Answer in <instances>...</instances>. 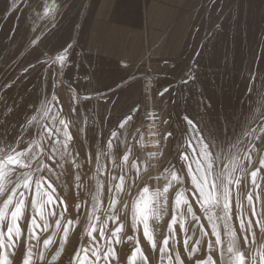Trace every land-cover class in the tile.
<instances>
[{
	"label": "snow or ice",
	"instance_id": "snow-or-ice-1",
	"mask_svg": "<svg viewBox=\"0 0 264 264\" xmlns=\"http://www.w3.org/2000/svg\"><path fill=\"white\" fill-rule=\"evenodd\" d=\"M22 6L41 20L53 14L49 0H12L6 12ZM32 32L27 47L36 51L48 35ZM75 47L66 40L24 69L46 68L50 90L22 111L19 104L0 108V264H50L57 252L58 264H264V114L236 135L228 116L202 125L187 114L173 121L145 113L161 128L156 151L144 155L137 143L143 129L130 131L137 105L91 120L93 105L107 109L111 98L93 86L92 73L67 78ZM256 59L264 62V48ZM195 80L188 68L181 83ZM15 83L0 84V92ZM257 83L264 90L260 63L249 68V99ZM101 155L113 157L110 167L106 159L101 169ZM164 216L170 219L158 230L152 222ZM70 233L72 247H61ZM126 242L132 246L122 256Z\"/></svg>",
	"mask_w": 264,
	"mask_h": 264
},
{
	"label": "rangeland",
	"instance_id": "rangeland-1",
	"mask_svg": "<svg viewBox=\"0 0 264 264\" xmlns=\"http://www.w3.org/2000/svg\"><path fill=\"white\" fill-rule=\"evenodd\" d=\"M11 2L0 0V84L10 80L16 83L10 90L0 92V108L19 104L18 111H22L38 93L50 90L46 68H29L27 73L24 69L30 63L36 65L37 56L43 59L44 53L55 55L53 46L67 40L76 45L67 78L77 72L92 73L93 86L111 98L107 109L93 105V121L108 109L115 118L137 105L140 114L131 132L143 129L145 113L155 111L162 119L171 115L173 121L184 114L202 118V125L228 116L230 131L242 135L246 123L264 114V90L259 83L251 99L245 94L249 68L256 63L264 66L256 59L264 48V0H64L59 14V0H49L53 14L47 20L36 18L23 6L6 12ZM33 28L48 35L36 51L27 47ZM188 68L193 69L196 80L185 85L181 79ZM122 77L131 87L121 83ZM165 87L170 91L161 98L158 93ZM62 99L67 105L68 96ZM155 122L160 130V122ZM137 143L147 155L143 131ZM112 158L101 155V169L106 159L110 167ZM155 172L156 167L147 174ZM90 176L94 177V172ZM96 179L88 184L89 191L95 187ZM99 195L102 197L103 192ZM132 195H137L136 189ZM147 196L150 199L151 191ZM101 206L106 209V204ZM168 219L164 216L156 224L159 229ZM152 223L155 227V221ZM73 239L70 233L67 245L61 247L71 248ZM131 246L122 244L120 254H127ZM60 255L57 252L49 257L50 264H58ZM63 260H67L66 251Z\"/></svg>",
	"mask_w": 264,
	"mask_h": 264
},
{
	"label": "built area",
	"instance_id": "built-area-1",
	"mask_svg": "<svg viewBox=\"0 0 264 264\" xmlns=\"http://www.w3.org/2000/svg\"><path fill=\"white\" fill-rule=\"evenodd\" d=\"M158 132H159V128L157 126V123L153 121L151 117L146 119L143 127V139H144V148L146 154L153 153L156 151L153 145L155 144L156 133ZM152 163L155 164L154 161Z\"/></svg>",
	"mask_w": 264,
	"mask_h": 264
},
{
	"label": "bare ground",
	"instance_id": "bare-ground-1",
	"mask_svg": "<svg viewBox=\"0 0 264 264\" xmlns=\"http://www.w3.org/2000/svg\"><path fill=\"white\" fill-rule=\"evenodd\" d=\"M150 85H151V84H150ZM148 86H149V85H148ZM146 87H147V86H146ZM149 88H150V87H149ZM147 90H148V89H147ZM150 94H151V93H150L149 90L146 91V98H147V99L150 98ZM146 98H145V99H146ZM155 184H156V182L153 184V188L155 187ZM157 223H160V221H155V227L158 228V230H159V227H160V226L156 225ZM159 225H160V224H159Z\"/></svg>",
	"mask_w": 264,
	"mask_h": 264
}]
</instances>
